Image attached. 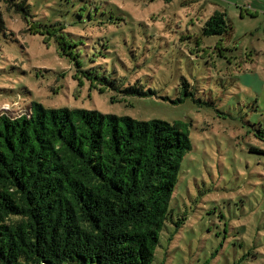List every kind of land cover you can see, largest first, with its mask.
Wrapping results in <instances>:
<instances>
[{
    "label": "rangeland",
    "instance_id": "obj_1",
    "mask_svg": "<svg viewBox=\"0 0 264 264\" xmlns=\"http://www.w3.org/2000/svg\"><path fill=\"white\" fill-rule=\"evenodd\" d=\"M12 1L30 16L0 0V116L36 102L187 123L152 264H264V0ZM214 12L231 30L204 37ZM78 53L80 68L152 94L102 89Z\"/></svg>",
    "mask_w": 264,
    "mask_h": 264
},
{
    "label": "trees",
    "instance_id": "obj_2",
    "mask_svg": "<svg viewBox=\"0 0 264 264\" xmlns=\"http://www.w3.org/2000/svg\"><path fill=\"white\" fill-rule=\"evenodd\" d=\"M4 1L30 16L26 2ZM230 30L225 15L214 12L201 35L223 37ZM80 72L105 90L152 94L137 82L126 86L91 69ZM183 95L175 102L192 98ZM255 136L264 140V130L258 127ZM190 149L185 122L36 102L18 116L2 114L0 264H152Z\"/></svg>",
    "mask_w": 264,
    "mask_h": 264
}]
</instances>
